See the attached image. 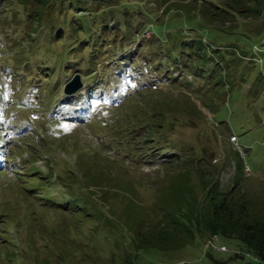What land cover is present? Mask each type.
Returning <instances> with one entry per match:
<instances>
[{
	"label": "rangeland",
	"instance_id": "obj_1",
	"mask_svg": "<svg viewBox=\"0 0 264 264\" xmlns=\"http://www.w3.org/2000/svg\"><path fill=\"white\" fill-rule=\"evenodd\" d=\"M165 1L122 2L132 29L142 25L132 35L118 11L106 29L91 24L66 42L54 29L66 35L82 12L34 25L30 9L0 0V264H121L135 254V264H260L239 241L194 227L179 247L136 250L124 222L132 214L129 225L146 229L175 211L177 171L199 166L227 191L238 160L242 190L264 214V28L205 24L178 11L200 0ZM75 75L82 88L64 94Z\"/></svg>",
	"mask_w": 264,
	"mask_h": 264
},
{
	"label": "trees",
	"instance_id": "obj_2",
	"mask_svg": "<svg viewBox=\"0 0 264 264\" xmlns=\"http://www.w3.org/2000/svg\"><path fill=\"white\" fill-rule=\"evenodd\" d=\"M6 1L12 2L13 0ZM15 1L25 7L24 14L30 9L27 20L31 24L34 23V25L41 24L46 19L50 21V16L54 13L61 12V15L65 18L67 13L82 12L83 16H77L78 14L75 13L67 23L64 21L66 23L65 27L68 29L66 35L59 30L56 31L53 22L49 23V28L53 27L55 31V41L60 39L67 42L71 41L76 33H91L89 31L91 24H102L101 30L106 29L108 25L107 20H105L106 16L114 21L117 19L116 12L118 11L122 14L125 28L129 30L128 35H132L133 29L139 32L142 28V25L138 24L134 25L132 29L131 22L127 20L126 16L130 15L133 9L124 8L125 5H122V2L125 0H58L57 11H52L53 4H55L53 0ZM172 3L171 0L165 1L166 6H171ZM191 3H184L185 8L178 11H187L190 15L196 17L198 21L205 24H216L225 27L224 25L230 21L259 20L261 29L264 28V0H200V2L192 1ZM197 3L199 9L194 10L193 7ZM169 10L168 7L166 12ZM124 19H126L125 22ZM118 27L116 22L114 28ZM52 31L50 29L51 33ZM74 41H77V39ZM82 44V40L80 43L77 42V45L82 46ZM169 165L173 168L179 167L177 161ZM193 168L192 172L177 171L175 176L170 175V180L173 182H171V186L174 187L172 196L178 201L175 211L165 212L163 218L146 229H143L140 223L131 227L129 224L135 223L136 218L132 214H127L124 222L132 233V237L134 234L135 249L166 250L171 245L179 247L183 242L193 241L194 235L191 228L194 227L200 235L220 236L239 241L249 255L260 264H264V214L252 206L246 192L242 190L243 162L241 160L235 162V180L227 191H222L219 181L209 173L205 175L199 166ZM196 182L200 186L198 190L201 194L198 191L195 193V190H197ZM182 204H184L186 211L182 209ZM179 234L183 237L180 236V238ZM175 242L176 244H173ZM135 258L136 254L133 257L126 255L121 264H135ZM236 258H241L240 254L234 253L232 259ZM208 264L227 263L211 258Z\"/></svg>",
	"mask_w": 264,
	"mask_h": 264
},
{
	"label": "water",
	"instance_id": "obj_3",
	"mask_svg": "<svg viewBox=\"0 0 264 264\" xmlns=\"http://www.w3.org/2000/svg\"><path fill=\"white\" fill-rule=\"evenodd\" d=\"M223 1V0H218ZM82 88V83L80 81V76L75 75L72 81L65 85L64 87V94L66 95H72L73 93L79 91Z\"/></svg>",
	"mask_w": 264,
	"mask_h": 264
},
{
	"label": "built area",
	"instance_id": "obj_4",
	"mask_svg": "<svg viewBox=\"0 0 264 264\" xmlns=\"http://www.w3.org/2000/svg\"><path fill=\"white\" fill-rule=\"evenodd\" d=\"M263 49H264V42H263ZM213 249L215 251H225V248L224 247H220V246H216V245H215V247H213Z\"/></svg>",
	"mask_w": 264,
	"mask_h": 264
}]
</instances>
